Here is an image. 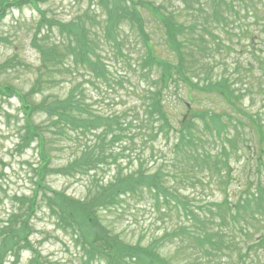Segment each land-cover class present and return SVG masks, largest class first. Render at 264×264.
<instances>
[{"label":"trees","instance_id":"obj_1","mask_svg":"<svg viewBox=\"0 0 264 264\" xmlns=\"http://www.w3.org/2000/svg\"><path fill=\"white\" fill-rule=\"evenodd\" d=\"M26 2L0 0V20L9 6ZM93 4L101 18H88L110 39L125 69L121 77L113 79L114 67L100 58L98 31L80 16L62 22L42 11L32 38L42 61L39 76L25 94L0 83V98L16 94L25 103L18 148L36 141L41 149L36 189L14 195L15 207L0 224V264H19L25 250L33 252L28 264H41L29 240L40 201L58 226L69 225L82 239L91 259L106 264H177L186 249L187 264H264V0ZM155 28L160 41L153 40ZM132 47L138 48L136 58ZM93 79L112 82V91L137 81L119 102L110 99L120 108L97 112L88 95ZM63 82L70 84L65 96L30 101ZM38 112L46 113V126H54L63 141L81 144V136L93 137L77 145L70 163L55 167V147L45 145L42 126L32 119ZM111 166L110 180L93 179L84 197L46 180L51 173L83 178ZM142 199L171 225L147 245L122 240L104 219V213ZM167 242L176 243L172 257L161 252Z\"/></svg>","mask_w":264,"mask_h":264},{"label":"rangeland","instance_id":"obj_2","mask_svg":"<svg viewBox=\"0 0 264 264\" xmlns=\"http://www.w3.org/2000/svg\"><path fill=\"white\" fill-rule=\"evenodd\" d=\"M93 3L95 0H48L41 3L39 8L47 11V16L51 20L67 22L80 16L93 30L98 31L95 48L100 58L108 61L114 67L113 79H118L123 75L125 69L120 60L115 58V50L110 46V39L104 35L103 30L99 29L97 24L92 23L88 18L92 13L98 19L101 18L100 8H96L94 5L90 7ZM86 12L90 14L86 15ZM39 19V9L27 5L24 8H14L0 22V64L13 60L10 66L0 69V83H10L23 94L30 90L33 82L39 76L42 65L38 52L31 45V38L34 34L33 28L39 23ZM126 29L128 30V27ZM155 30L156 28L153 32V40L160 41ZM52 36L60 37L59 31L55 29ZM138 48L132 47L133 52H131L135 58ZM49 78L51 77L44 76L42 79ZM135 83L132 80L130 84L124 82L123 86L116 85V91H112L114 87L112 82L110 84L101 82V87L91 85L89 95L95 102V111L108 109L110 97H116V102H119L127 91H132ZM142 84L145 85V81H142ZM61 85H66V82L58 85V87L55 86L49 90L36 93L30 101L39 102L47 94L56 95L60 93L65 95L66 93H63L65 87ZM174 96L175 94L172 93L170 99H173ZM257 100L259 99L257 98ZM205 104L207 106L217 105L212 101H206ZM259 106L260 104L257 103L256 107ZM46 118L45 112H38L33 115L32 119L36 125L42 126L45 145L55 147L52 152V165L55 167L67 165L75 158L77 145L86 144L88 139L93 136H81L79 138L82 141L81 144L77 139L74 141L69 138L63 141L57 135V129L54 126H46ZM26 120L27 114L19 96L15 94L3 95L0 98V224L8 218L10 211L14 209V195H31L37 186V181H39L38 168L41 162L39 142H34L29 147L18 148ZM114 167H105L98 174L90 171L83 178H80L79 175L74 178L55 173L50 174L46 180L54 188L65 190L76 197H84L90 187V182L93 179L110 180L115 172ZM123 207L121 211L104 213V219L114 234L126 242H140L147 245L153 237L162 235L165 227H171L168 222L165 224L162 221L161 216L155 214L148 200H133ZM57 220V217L45 208V203L40 201V207L31 219L33 229L30 240L40 253L41 264H106L105 260L100 257L91 259L82 239L72 231L69 225L59 227ZM172 250L171 243H166L161 248V252L171 255L170 257L175 254V252L171 254ZM182 252L183 254L176 258L177 264H187L184 259L189 257L190 249L182 250ZM30 256V251L24 252L20 264L28 263ZM192 261L200 264L198 259ZM202 263L207 264L206 259Z\"/></svg>","mask_w":264,"mask_h":264}]
</instances>
